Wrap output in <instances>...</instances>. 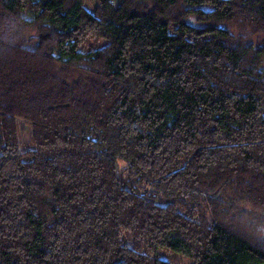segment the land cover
Here are the masks:
<instances>
[{
  "label": "trees",
  "instance_id": "obj_1",
  "mask_svg": "<svg viewBox=\"0 0 264 264\" xmlns=\"http://www.w3.org/2000/svg\"><path fill=\"white\" fill-rule=\"evenodd\" d=\"M110 1L0 0V264H264V0Z\"/></svg>",
  "mask_w": 264,
  "mask_h": 264
},
{
  "label": "rangeland",
  "instance_id": "obj_2",
  "mask_svg": "<svg viewBox=\"0 0 264 264\" xmlns=\"http://www.w3.org/2000/svg\"><path fill=\"white\" fill-rule=\"evenodd\" d=\"M121 2V0H111L110 6L112 8H116V6ZM97 5V0H84V8L90 12L94 11V7ZM19 32L21 31L18 29ZM229 30L231 34L234 36L238 35L239 29L236 26H229ZM23 32V31H21ZM25 37H28L31 35L30 32L26 33ZM253 42H257L260 40V37L253 36L251 39ZM91 46H88L86 44V49L89 47H95V46H102L106 42L104 40H99V42H89ZM18 135L20 144L24 149H31L32 146V134L30 133V128L24 124L22 121H18ZM233 211V218L232 221L236 227H238L242 232L245 233L246 236H250L253 239L261 241L264 244V213L260 211H255L254 209L244 206V205H233L232 206ZM158 259L166 261V262H173L176 264H193L192 261L187 259L184 256H181L179 254H176L174 252H166L163 250H159L158 252ZM195 264V263H194Z\"/></svg>",
  "mask_w": 264,
  "mask_h": 264
}]
</instances>
